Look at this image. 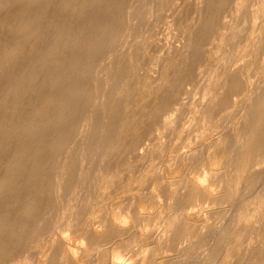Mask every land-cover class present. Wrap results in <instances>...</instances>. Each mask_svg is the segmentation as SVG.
I'll list each match as a JSON object with an SVG mask.
<instances>
[{"label": "rangeland", "instance_id": "374dc122", "mask_svg": "<svg viewBox=\"0 0 264 264\" xmlns=\"http://www.w3.org/2000/svg\"><path fill=\"white\" fill-rule=\"evenodd\" d=\"M0 185V264H264V0H0Z\"/></svg>", "mask_w": 264, "mask_h": 264}, {"label": "bare ground", "instance_id": "6f19581e", "mask_svg": "<svg viewBox=\"0 0 264 264\" xmlns=\"http://www.w3.org/2000/svg\"><path fill=\"white\" fill-rule=\"evenodd\" d=\"M39 3V2H38ZM140 3H141V1H140ZM142 4V3H141ZM130 30V29H129ZM47 35V34H46ZM19 37V36H18ZM108 37H109V35H108ZM112 38V37H111ZM61 39H58V41H60ZM119 40V39H118ZM86 71V70H85ZM84 72V71H83ZM94 92V91H93ZM98 93V92H97ZM98 95V94H97ZM105 98H107V97H105ZM82 105V104H81ZM80 105V106H81ZM93 107V106H92ZM86 130V129H85ZM1 186V185H0ZM43 210V209H42ZM27 211V210H26ZM38 212V211H37ZM32 213V212H31ZM78 220V219H77ZM53 233V232H52ZM63 260V259H62ZM122 261V260H121Z\"/></svg>", "mask_w": 264, "mask_h": 264}]
</instances>
